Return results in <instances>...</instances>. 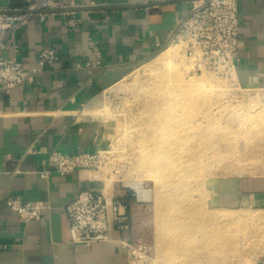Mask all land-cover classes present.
<instances>
[{"label": "crops", "instance_id": "1", "mask_svg": "<svg viewBox=\"0 0 264 264\" xmlns=\"http://www.w3.org/2000/svg\"><path fill=\"white\" fill-rule=\"evenodd\" d=\"M94 1L93 8L101 9L34 17L6 41L4 57L16 56L26 71L36 66L44 47L55 48L61 61L45 68L26 88L0 92V264H135L125 233L117 229L107 242L73 243L66 203L82 191L104 192L98 171L77 170L67 177L52 173L47 179L41 174L53 151L99 154L101 126L94 113L104 94L126 70L165 44L192 1ZM237 1L241 63L235 79L242 89H264V0ZM24 5V0H0V11ZM73 15L82 23L67 30ZM88 35L101 43L102 70L77 68L97 61L88 48ZM14 45L20 48L17 54ZM212 194L219 210L264 212V176L218 180ZM9 197L44 202L50 214L24 224L8 208ZM253 264H264V249Z\"/></svg>", "mask_w": 264, "mask_h": 264}, {"label": "rangeland", "instance_id": "2", "mask_svg": "<svg viewBox=\"0 0 264 264\" xmlns=\"http://www.w3.org/2000/svg\"><path fill=\"white\" fill-rule=\"evenodd\" d=\"M184 48L165 47L104 94L94 113L101 126L94 169L104 181L100 192L129 206L123 232L135 264H195L187 248L198 246L219 251L216 263L200 264H253L264 249V212L219 210L212 193L224 178L264 176V89L240 88L235 78L186 57ZM219 215L235 217L206 226L207 233L219 226L210 235L219 239L169 248L175 225Z\"/></svg>", "mask_w": 264, "mask_h": 264}, {"label": "built area", "instance_id": "3", "mask_svg": "<svg viewBox=\"0 0 264 264\" xmlns=\"http://www.w3.org/2000/svg\"><path fill=\"white\" fill-rule=\"evenodd\" d=\"M24 1L25 5L19 9L0 11V92L7 94L33 84L45 68L61 61L55 48L44 47L38 54L36 66L26 71L16 56L4 57V52L8 49L6 41L12 34L26 27L34 17L44 20L46 14H42V11L97 6L94 0ZM191 1L188 13L177 21L165 44L158 45L153 55L169 45L183 43L186 57L225 78H235L241 63L238 57V1ZM81 23L82 20L73 15L67 22V30L77 29ZM87 44L97 61L94 64L78 65L77 68L102 70L101 43L88 35ZM19 49V46L14 45L15 54ZM98 158L99 154L70 156L53 151L41 178L47 179L52 173L67 177L77 170H94ZM6 204L24 224L44 220L51 211V207L44 202H25L19 197L7 198ZM128 208L127 202L122 198L107 200L102 192L93 190L78 193L65 206L73 243L91 246L109 241L114 229L123 232L126 228Z\"/></svg>", "mask_w": 264, "mask_h": 264}, {"label": "bare ground", "instance_id": "4", "mask_svg": "<svg viewBox=\"0 0 264 264\" xmlns=\"http://www.w3.org/2000/svg\"><path fill=\"white\" fill-rule=\"evenodd\" d=\"M179 84H181V83H179ZM254 106H255L254 103L250 104V107L254 108ZM135 185H136V188L143 195H145L144 191L142 190L141 185L140 184H135ZM192 203L193 202L188 204L187 207H188V210H189V212L191 214H193V213L195 214V212L191 208L194 205ZM231 217L232 216L219 215V216H216V217L212 218L211 220H208V219L207 220H203V218L202 217L199 218V216H197L196 220H195V217H194V219L191 217V221L188 224L187 223H179V224L175 225L174 229L169 230V232H168L169 233L168 236L170 235L169 239H168L169 248H171V247L179 248L182 244L185 245L186 243H187L186 246H191L192 248H195V244H192L193 242L201 243V244L207 246L206 242L211 241L213 238H218L219 239L220 236L219 235L216 236V237H212L213 235L210 236L211 234L215 233L216 229L219 228V226L213 227V230H211L210 233L208 232L209 234L205 231L206 226L208 227L209 224L210 225H218L217 223L220 222L221 219H223V218L224 219H229ZM234 218L235 217H232V219H234ZM199 233L202 235V240L201 241H199V238L197 237V235ZM210 237H212L211 240H210ZM187 249H189L188 252H187V254L189 256L187 255L186 257H189L190 259H192L195 262V264H198V263L200 264L201 261L203 259H206V258H208V259H212L213 258L215 260L214 263H216V256L219 253L218 250L212 252L209 249H207V251L204 250V252L200 251L201 248H199V246L196 247V250L195 249L194 250L193 249L190 250V248H187ZM184 251H185V249H184Z\"/></svg>", "mask_w": 264, "mask_h": 264}, {"label": "water", "instance_id": "5", "mask_svg": "<svg viewBox=\"0 0 264 264\" xmlns=\"http://www.w3.org/2000/svg\"><path fill=\"white\" fill-rule=\"evenodd\" d=\"M99 9H101V8H93V7H88V8H84V9L69 8V9H59V10L42 11L41 13L42 14H50V13H74V12H83V11H93V10H99Z\"/></svg>", "mask_w": 264, "mask_h": 264}]
</instances>
